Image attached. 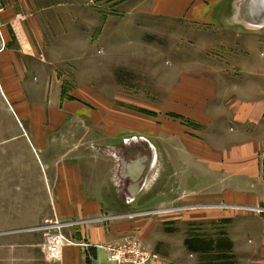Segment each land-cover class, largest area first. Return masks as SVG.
Returning <instances> with one entry per match:
<instances>
[{
    "label": "rangeland",
    "instance_id": "obj_1",
    "mask_svg": "<svg viewBox=\"0 0 264 264\" xmlns=\"http://www.w3.org/2000/svg\"><path fill=\"white\" fill-rule=\"evenodd\" d=\"M18 1L12 0L15 4ZM21 1L29 6L28 23L33 25L35 19L39 25V54L52 69L64 73L60 84H50L52 91L48 90L43 100L29 99L40 102L44 111L48 143L45 166L69 155L75 159L83 155L93 159L107 156L113 160L112 183L127 206L133 203L128 194L131 181L127 163L141 155L145 157L146 181L139 197L146 194L141 200L146 208L164 199V195L151 193L148 186H165L173 190L168 209L206 210L209 203L190 201L197 198L200 189L195 158L203 152L223 157L234 149L232 145L221 146L224 140L234 137V128L230 122L219 121L221 112H227L221 107L219 111V103L233 104L236 88L242 90L249 79L258 80L255 77L263 69L258 67L255 75H245L249 67H244V61L249 59V52L250 58H261L264 51L260 35L264 34V17L257 19L258 23L249 18L256 7L251 9L249 0H229L221 10L229 14L232 10L234 15L222 24H214L195 22L184 13L169 18L163 12L165 6L171 11H188V4L195 5L198 0H166L167 5L163 0ZM203 4L212 5L206 0ZM3 6L0 0L1 17ZM65 12L73 17L62 19ZM71 28L78 34L74 41L56 37ZM7 39L12 44L19 41L9 30L4 34L0 29V49ZM59 85L63 87L60 99L54 93ZM50 176L46 171L45 186ZM51 202L50 193L45 194V210ZM129 211L133 213H124L125 217L140 215L146 221L163 216L159 210ZM201 213L206 215L205 211ZM204 222L221 229L227 221ZM53 225L42 228L44 251L50 249L52 244L47 242L58 231H51ZM60 242L64 246L76 243ZM17 245H12L11 264H51L38 247L19 254L22 248ZM4 261L1 253L0 264Z\"/></svg>",
    "mask_w": 264,
    "mask_h": 264
},
{
    "label": "crops",
    "instance_id": "obj_2",
    "mask_svg": "<svg viewBox=\"0 0 264 264\" xmlns=\"http://www.w3.org/2000/svg\"><path fill=\"white\" fill-rule=\"evenodd\" d=\"M185 1L188 0H181ZM206 1L212 5L198 0L195 5L188 4V11H171L165 6L163 12L169 18L184 13L195 22L217 24L234 15L232 10L230 14L221 10L229 0ZM163 2L167 5L166 0ZM2 4L4 19L0 15V29L4 34L9 30L19 40L12 44L7 39L0 49V254L3 253L5 264H11L13 244L22 248L19 254L38 247L51 264H116L103 246L119 244L129 236L137 237L143 248L154 255L147 264H202L199 252L191 248L193 241L216 240L219 231L231 243L235 264H264V51L261 58H250V51L249 59H244V67H249L245 74L248 77L263 67L259 77H255L258 80L244 82L242 90L237 87L233 104L219 103V111H227L221 112L219 121L230 122L234 128V137L224 140L221 146L232 145L234 149L223 157L203 152L195 158L200 189L197 198L190 201L210 206L206 210L168 209L171 187L166 190L165 186H148L151 193L164 195V199L146 208L141 202L146 194L139 197L145 185L144 173L134 179L127 171L131 181L128 194L133 203L125 206L123 194L112 183L113 160L107 156L93 159L83 155L75 159L69 155L45 166L48 143L44 111L40 102L29 99L43 100L48 90L52 91L50 84H60L64 73L52 69L51 63L39 54L41 31L35 19L33 25L28 23L29 6L21 0L18 4L2 0ZM72 17L65 12L62 19ZM34 35L36 40L30 41ZM77 35L71 28L56 37L70 42ZM260 35L264 49V34ZM61 89L63 92L59 85L54 91L59 99ZM46 171L51 173L48 186ZM134 182L139 183L135 193L131 190ZM49 193L52 202L45 210L44 195ZM133 209L135 213L159 210L163 216L147 221L141 220L140 215L124 216ZM211 219L227 222L218 230L204 222ZM47 224H54L51 231L58 230L63 241L76 243L63 245L55 256L49 257L42 249V228Z\"/></svg>",
    "mask_w": 264,
    "mask_h": 264
},
{
    "label": "built area",
    "instance_id": "obj_3",
    "mask_svg": "<svg viewBox=\"0 0 264 264\" xmlns=\"http://www.w3.org/2000/svg\"><path fill=\"white\" fill-rule=\"evenodd\" d=\"M61 235L53 233L47 243H51L50 249H46V253L55 256L58 250L62 247ZM63 241V239H62ZM61 244V245H60ZM50 246V245H45ZM109 259L116 264H147L154 255L147 252L141 242L136 238H128L119 244H108L103 246Z\"/></svg>",
    "mask_w": 264,
    "mask_h": 264
},
{
    "label": "trees",
    "instance_id": "obj_4",
    "mask_svg": "<svg viewBox=\"0 0 264 264\" xmlns=\"http://www.w3.org/2000/svg\"><path fill=\"white\" fill-rule=\"evenodd\" d=\"M216 240L193 241L191 248L199 252L202 264H235L234 256L230 253L231 243L224 232L217 233Z\"/></svg>",
    "mask_w": 264,
    "mask_h": 264
},
{
    "label": "bare ground",
    "instance_id": "obj_5",
    "mask_svg": "<svg viewBox=\"0 0 264 264\" xmlns=\"http://www.w3.org/2000/svg\"><path fill=\"white\" fill-rule=\"evenodd\" d=\"M249 2H251L250 3L252 7L251 9H254L256 7V9H254L255 12L252 11V13H250L249 18L253 21V23H258L259 21L257 19L264 17V0H249ZM144 160L145 157H142L141 155L133 156L132 158H130L129 162L127 163L126 170L131 176H133L132 178L137 179L138 176L144 173V169H145V165L143 164ZM118 164L120 165V158ZM138 188H139V183L137 184L135 183V185L132 186L131 190L133 191V193H135Z\"/></svg>",
    "mask_w": 264,
    "mask_h": 264
}]
</instances>
